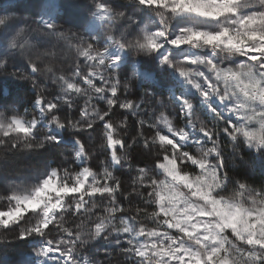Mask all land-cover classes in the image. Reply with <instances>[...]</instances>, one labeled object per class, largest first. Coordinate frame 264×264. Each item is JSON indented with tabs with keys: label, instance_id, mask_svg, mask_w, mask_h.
<instances>
[{
	"label": "clouds",
	"instance_id": "9594fccd",
	"mask_svg": "<svg viewBox=\"0 0 264 264\" xmlns=\"http://www.w3.org/2000/svg\"><path fill=\"white\" fill-rule=\"evenodd\" d=\"M0 264H264V0H0Z\"/></svg>",
	"mask_w": 264,
	"mask_h": 264
}]
</instances>
